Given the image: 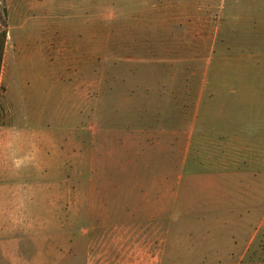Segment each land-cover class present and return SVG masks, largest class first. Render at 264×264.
Listing matches in <instances>:
<instances>
[{
  "label": "rangeland",
  "instance_id": "1",
  "mask_svg": "<svg viewBox=\"0 0 264 264\" xmlns=\"http://www.w3.org/2000/svg\"><path fill=\"white\" fill-rule=\"evenodd\" d=\"M6 1L61 24L1 25ZM35 1L0 0V33L21 40L7 72L6 125L57 141L70 132L74 108L59 224L138 226L139 264H193L186 249L162 255L175 243L247 250L236 264L264 262V0ZM50 45L68 52L57 57ZM31 150L27 141L19 156ZM15 172L23 184L44 181L24 161ZM56 180L53 171L48 181ZM160 193L175 200L151 201ZM25 204L55 227V212ZM191 204L199 217L188 214ZM163 205L172 210L156 216ZM20 246H0V264L9 251L52 264L50 243ZM83 249L59 264H84ZM44 251L45 263L32 261Z\"/></svg>",
  "mask_w": 264,
  "mask_h": 264
},
{
  "label": "crops",
  "instance_id": "2",
  "mask_svg": "<svg viewBox=\"0 0 264 264\" xmlns=\"http://www.w3.org/2000/svg\"><path fill=\"white\" fill-rule=\"evenodd\" d=\"M17 2V1H16ZM37 4L42 5V0H36ZM21 4L17 6L12 4L11 1H6L5 7L2 9L1 25H17L25 26L32 25H53L57 22L56 19L51 17V14L31 13L30 9L23 12L24 8H20ZM31 14H30V13ZM40 22V24H38ZM61 24V22L57 23ZM21 40L17 39L14 42L9 30L6 31V40L4 45L2 65L0 71V92L3 88L2 97L0 98V246L3 249L11 250L21 249L22 244L25 242H40L43 245L51 244L50 256L52 264H59L61 260L74 259L79 254V245L84 246V264H139V248H140V233L139 227L134 226H90L83 225L75 227L74 225H60L59 224V185L60 170L64 167L74 156V137H75V117L74 108L71 115V129L68 130L67 137H60L57 141L51 139L47 135L36 131H12L6 125V120L10 116V110L5 103L6 94V78L9 69V64L16 58V50L20 47ZM52 49H56V46ZM63 48V46H62ZM32 51L37 53L39 48L32 47ZM57 57L67 54V50H57ZM71 68L74 75V81L71 84V92L73 99H75V60L74 54L71 53ZM69 60V58H68ZM4 74V81L2 77ZM74 107V106H73ZM199 117V116H198ZM199 121V120H198ZM29 142L32 150L21 158L19 152L24 146L25 142ZM181 141V140H179ZM179 144V145H178ZM180 147L179 142H170L168 148L176 149ZM53 160V162H48ZM28 164L30 167L39 169L44 178L43 183L40 184H23L21 183L20 176L16 181V172L22 163ZM56 171L58 180L55 182L48 181L49 174ZM15 173V174H13ZM63 180V179H62ZM197 182V181H195ZM202 185L206 182L202 180ZM198 183V182H197ZM175 184V183H172ZM182 184L180 181L179 185ZM182 194H177V196ZM151 201L170 202L175 196L174 194L160 193L151 195ZM26 198L28 203L39 204V207L48 208L49 217L55 212L56 225L48 226L46 222L36 217L30 216L26 209ZM191 198V197H189ZM188 198V199H189ZM194 201V197L192 200ZM188 206V205H187ZM186 206V207H187ZM169 206L163 205L161 210H154L153 213L159 216L170 212ZM169 209V210H168ZM188 214L191 217H199L201 214L195 205L188 206ZM149 214V212L147 213ZM170 214V213H169ZM153 215V216H155ZM18 231L22 233L20 238L16 236H9L11 231ZM8 235L7 238H3ZM98 235V236H96ZM175 243L169 247L164 246L162 255L166 256L167 251L174 252L180 249H186V260L193 264H236V261H241L247 254V250L243 253L226 251L225 253L219 252V247L212 243H201L198 247L193 248V245ZM198 251L202 253L199 254ZM241 254V256L239 255ZM254 254V253H253ZM48 253H38L32 261L41 263V261L48 260ZM9 259V264H30L27 259L20 253L4 254ZM256 256V255H255ZM243 257V258H242ZM45 263V262H44ZM237 263V264H238ZM264 263V262H262ZM258 264V263H257Z\"/></svg>",
  "mask_w": 264,
  "mask_h": 264
},
{
  "label": "trees",
  "instance_id": "3",
  "mask_svg": "<svg viewBox=\"0 0 264 264\" xmlns=\"http://www.w3.org/2000/svg\"><path fill=\"white\" fill-rule=\"evenodd\" d=\"M5 40H6V33L1 32L0 33V71H1V65H2V57H3ZM258 264H264V263H258Z\"/></svg>",
  "mask_w": 264,
  "mask_h": 264
}]
</instances>
